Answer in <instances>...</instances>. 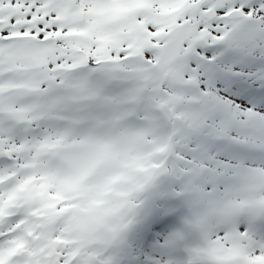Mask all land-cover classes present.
I'll return each mask as SVG.
<instances>
[{"label":"snow or ice","instance_id":"snow-or-ice-1","mask_svg":"<svg viewBox=\"0 0 264 264\" xmlns=\"http://www.w3.org/2000/svg\"><path fill=\"white\" fill-rule=\"evenodd\" d=\"M0 264H264V0H0Z\"/></svg>","mask_w":264,"mask_h":264}]
</instances>
